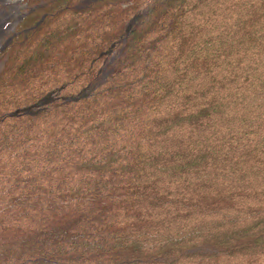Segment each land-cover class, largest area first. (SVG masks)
<instances>
[{"label": "trees", "instance_id": "16d2710c", "mask_svg": "<svg viewBox=\"0 0 264 264\" xmlns=\"http://www.w3.org/2000/svg\"><path fill=\"white\" fill-rule=\"evenodd\" d=\"M81 1L0 53V264H264V0Z\"/></svg>", "mask_w": 264, "mask_h": 264}, {"label": "rangeland", "instance_id": "374dc122", "mask_svg": "<svg viewBox=\"0 0 264 264\" xmlns=\"http://www.w3.org/2000/svg\"><path fill=\"white\" fill-rule=\"evenodd\" d=\"M92 0H82L80 4H85ZM28 6L26 0H0V26L6 21V27L0 31V49H2L7 39L14 33L18 18L26 13ZM3 12L8 13L7 20L3 17ZM23 17V16H22ZM3 62L0 61V68ZM102 72H105L102 70Z\"/></svg>", "mask_w": 264, "mask_h": 264}, {"label": "bare ground", "instance_id": "6f19581e", "mask_svg": "<svg viewBox=\"0 0 264 264\" xmlns=\"http://www.w3.org/2000/svg\"><path fill=\"white\" fill-rule=\"evenodd\" d=\"M8 16V14H6ZM5 25V23H3L1 26H0V30L3 28V26Z\"/></svg>", "mask_w": 264, "mask_h": 264}, {"label": "built area", "instance_id": "2783aa9c", "mask_svg": "<svg viewBox=\"0 0 264 264\" xmlns=\"http://www.w3.org/2000/svg\"><path fill=\"white\" fill-rule=\"evenodd\" d=\"M2 15H3V17H6V14H5V12H3V14H2ZM2 29H3V28H2ZM2 29H1V30H2ZM1 30H0V31H1Z\"/></svg>", "mask_w": 264, "mask_h": 264}, {"label": "water", "instance_id": "95a60500", "mask_svg": "<svg viewBox=\"0 0 264 264\" xmlns=\"http://www.w3.org/2000/svg\"><path fill=\"white\" fill-rule=\"evenodd\" d=\"M43 19V18H42ZM42 19L39 21V22H37V24L36 25H38L41 21H42Z\"/></svg>", "mask_w": 264, "mask_h": 264}]
</instances>
